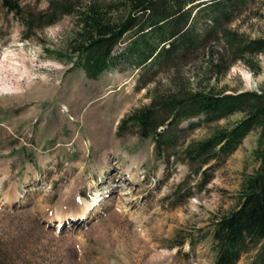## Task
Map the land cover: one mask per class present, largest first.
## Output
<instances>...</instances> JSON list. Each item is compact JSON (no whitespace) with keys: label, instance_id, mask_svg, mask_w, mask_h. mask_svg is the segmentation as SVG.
Returning <instances> with one entry per match:
<instances>
[{"label":"rangeland","instance_id":"1","mask_svg":"<svg viewBox=\"0 0 264 264\" xmlns=\"http://www.w3.org/2000/svg\"><path fill=\"white\" fill-rule=\"evenodd\" d=\"M11 1L17 12L0 0V59L9 53L10 81L23 90H0V264H213L214 221L237 205L243 177L258 167L259 129L199 168L186 161L185 146L242 112L182 121L176 144L161 155L152 136L118 128L151 103L155 88L188 81L228 92L259 89L264 55H246L253 67L232 62L230 45L214 30L212 62L199 51L184 65L156 71L124 62L90 78L70 52L74 15L42 26L34 19L30 30L29 14L44 12L51 0ZM223 24L264 38V0L248 2ZM24 66L30 74L22 77ZM96 194L100 201L87 216H70ZM255 253L237 264H252Z\"/></svg>","mask_w":264,"mask_h":264},{"label":"trees","instance_id":"2","mask_svg":"<svg viewBox=\"0 0 264 264\" xmlns=\"http://www.w3.org/2000/svg\"><path fill=\"white\" fill-rule=\"evenodd\" d=\"M250 1L51 0L44 12L30 13L26 25L31 30L34 19L42 26L64 14L74 15L70 52L76 54V62L90 78L124 62L159 71L184 65L201 53L210 61L214 30L230 45L232 62L242 59L252 66L246 55H264V38H249L221 25ZM4 3L11 11H18L15 1ZM229 65L217 72L227 70ZM234 112H242L243 117L192 140L183 151L186 161L202 168L234 151L252 130L259 129L254 150L258 167L243 177L237 205L214 221L213 264H237L254 248L252 264H264V83L259 89L232 92L211 85L192 87L188 81L165 90L155 88L151 103L128 113L118 132L135 127L142 137L152 136L161 155L166 146L176 144L182 121L193 117L214 121ZM207 182L205 178L201 184Z\"/></svg>","mask_w":264,"mask_h":264},{"label":"bare ground","instance_id":"3","mask_svg":"<svg viewBox=\"0 0 264 264\" xmlns=\"http://www.w3.org/2000/svg\"><path fill=\"white\" fill-rule=\"evenodd\" d=\"M8 56H9V53H5L4 56L0 59V90H6V91H13V90L15 91L16 90V91H21V90H23V87L20 86V84H18V83L17 84H14V83H12V81H10V79H11L10 76L13 74V72L10 71V69L6 66V61H8V58H9ZM31 64H33V62H31ZM9 65L13 66V70H16V69L19 70L20 69V67L18 65V62H14V61L13 62H10ZM25 66H26V64H25ZM29 68L30 67L23 68L24 69V73L23 74L21 73V76L22 77H24V75H26V74L27 75L30 74V72H29L30 69ZM28 78L31 80L33 78V76H29ZM99 201H100L99 194H96L92 198V200L90 202H88V204H85L84 205V207H83L84 209L82 208L79 213L71 214L70 216L73 217V218L83 219L85 216H87L89 214L90 207L92 205L98 204ZM85 203H87V202H85ZM67 216L68 215H66V217ZM61 221H63L62 218H60V222Z\"/></svg>","mask_w":264,"mask_h":264}]
</instances>
